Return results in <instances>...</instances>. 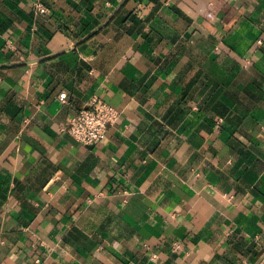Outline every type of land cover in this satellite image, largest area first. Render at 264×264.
Returning a JSON list of instances; mask_svg holds the SVG:
<instances>
[{
  "label": "crops",
  "instance_id": "obj_1",
  "mask_svg": "<svg viewBox=\"0 0 264 264\" xmlns=\"http://www.w3.org/2000/svg\"><path fill=\"white\" fill-rule=\"evenodd\" d=\"M34 1L0 0V264H264V0Z\"/></svg>",
  "mask_w": 264,
  "mask_h": 264
},
{
  "label": "built area",
  "instance_id": "obj_2",
  "mask_svg": "<svg viewBox=\"0 0 264 264\" xmlns=\"http://www.w3.org/2000/svg\"><path fill=\"white\" fill-rule=\"evenodd\" d=\"M33 6L38 12L47 11L38 0L33 2ZM7 47L12 46L7 44ZM65 97V92L60 93L59 100L64 102ZM118 116L119 112L115 106L94 97L74 115L62 130L81 145H95L105 138L108 125L114 123ZM178 247V243L174 242L172 248L178 249Z\"/></svg>",
  "mask_w": 264,
  "mask_h": 264
}]
</instances>
